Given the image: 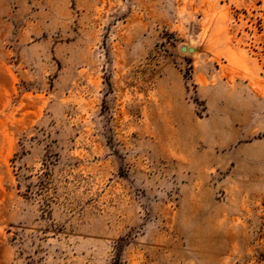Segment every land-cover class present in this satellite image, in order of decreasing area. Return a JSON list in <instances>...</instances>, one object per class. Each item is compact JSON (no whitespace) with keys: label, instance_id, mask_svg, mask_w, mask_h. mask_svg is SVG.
<instances>
[{"label":"rangeland","instance_id":"1","mask_svg":"<svg viewBox=\"0 0 264 264\" xmlns=\"http://www.w3.org/2000/svg\"><path fill=\"white\" fill-rule=\"evenodd\" d=\"M0 264H264V0H0Z\"/></svg>","mask_w":264,"mask_h":264},{"label":"bare ground","instance_id":"2","mask_svg":"<svg viewBox=\"0 0 264 264\" xmlns=\"http://www.w3.org/2000/svg\"><path fill=\"white\" fill-rule=\"evenodd\" d=\"M193 49L194 48H192V47L185 46L184 47V52H187V51H189V52L192 51L193 52Z\"/></svg>","mask_w":264,"mask_h":264},{"label":"water","instance_id":"3","mask_svg":"<svg viewBox=\"0 0 264 264\" xmlns=\"http://www.w3.org/2000/svg\"><path fill=\"white\" fill-rule=\"evenodd\" d=\"M182 50L184 51V48ZM190 52H192V51H190Z\"/></svg>","mask_w":264,"mask_h":264}]
</instances>
